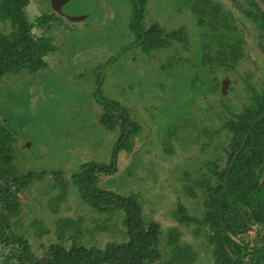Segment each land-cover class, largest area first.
Here are the masks:
<instances>
[{"label": "trees", "instance_id": "16d2710c", "mask_svg": "<svg viewBox=\"0 0 264 264\" xmlns=\"http://www.w3.org/2000/svg\"><path fill=\"white\" fill-rule=\"evenodd\" d=\"M152 1L129 0L125 26L129 40L123 46L124 51L135 52L139 58L156 63L148 76L129 85L127 91L133 93L131 102L136 103L133 100L142 94L161 92V101L156 98L151 106L137 102L150 132L137 149L136 144L146 131L143 120L132 116L130 108L122 105L117 97H105L101 75L95 92L96 102L102 107L98 120L114 137L107 150L108 163L84 161L69 176L64 169L49 168L47 164L43 168L22 169L17 166L21 141L18 143L12 127L0 114V251L8 250V259L15 261L14 264H199L195 247L180 241L184 232L179 227L190 230L191 225L194 226L193 237L204 238L206 247L202 250L210 251L213 264H264V89L253 93L250 104L237 112L224 105L228 114L218 115L217 128L203 127L195 136H182L183 124L194 116L191 108L200 95L219 94L224 98V94L233 91L234 87L229 85L233 79L231 72L246 57L241 26L233 8L225 7L220 0H170L173 5L169 8L174 9L172 16L182 15L187 10L193 21L194 50L190 59L182 60L168 50L174 43H189L187 27L168 28L151 16L148 18ZM30 2L0 0V82L8 75L31 77L53 63L48 58H53L51 54L58 49L55 33H37L45 29L58 30L64 21L58 17L61 15L56 11L59 6L43 10L31 20L26 12ZM232 3L235 9L242 6L249 9L248 15L264 40V0H232ZM77 19L67 18L71 22ZM156 54L163 55L160 62H154ZM167 69L182 75L189 73L192 88L181 87L177 91L175 87L185 101L184 106L174 107L167 99L168 86L160 85L161 91L154 87L160 84L157 81L161 78L155 71L161 70L167 77ZM149 86L150 91L145 92ZM216 137L225 138L226 145L222 147L225 160L222 167H206L207 172L213 174L210 179L202 175L200 184L190 181V174L185 170L186 173L182 172L185 180H173L168 178V170L165 175V170L158 168V160H178L181 145L182 151L188 145L198 146L199 153L204 154ZM122 154L130 157L125 170L138 164L136 171H141L143 166L142 171L150 177L153 174L155 182L160 173L163 174L161 187L165 184L168 189L176 185L174 189L171 187L176 204L172 217L178 226L170 225L163 230L158 222L146 221L139 191L120 193L101 183V177H108L109 182L110 177L117 174ZM148 154L152 157L150 167L140 164L149 160H142ZM154 168L159 169L157 173ZM47 179L48 188L54 191L46 201L51 214L61 212L62 203L74 189L98 215V220L93 229L91 224L84 225V217L59 215L51 226H46L43 220L32 221L28 226L33 229V236L54 234L58 240L44 247L43 254L38 256L32 250L28 231L15 228L13 221L21 216L20 196ZM200 190L204 191L205 209L199 216H193L181 200L198 198ZM113 217L114 232L117 230L120 240L106 242L103 247L82 244L92 232L109 230L108 222Z\"/></svg>", "mask_w": 264, "mask_h": 264}, {"label": "rangeland", "instance_id": "374dc122", "mask_svg": "<svg viewBox=\"0 0 264 264\" xmlns=\"http://www.w3.org/2000/svg\"><path fill=\"white\" fill-rule=\"evenodd\" d=\"M30 1L26 12L31 20L40 16L43 10L49 11L54 6H59L56 11L61 15L57 16L64 21H61V26L57 28L59 31L45 29L37 33L38 35L55 33L58 49L51 54L53 58H48L53 63H49L45 70L31 77L17 78L15 75H8L0 82V114L12 127L18 143L21 141L17 166L30 170L43 168L47 164L49 168L54 166L64 169L66 176H69L70 172L84 161L109 162L107 150L114 137L112 132L105 131L98 120L102 107L96 102L95 92L99 86L100 75L105 97L110 99L117 97L122 105L130 108L132 116L136 115V119L143 120L142 125L146 131L141 135L142 140L137 142V149L150 133L143 118V109L137 102L146 107L151 106L156 98L161 101V92L142 94L133 100L136 103H132L130 97L133 93L127 91L131 83L141 81L156 68V63L152 64L139 58L135 52L124 51L123 46L129 40V33L125 30L129 16V0ZM220 1L225 7L233 8L244 35L246 57L240 66L231 72L233 79L229 85L234 87L233 91L224 94V98L219 94L200 95L199 101L193 104L191 109L194 116L185 120L183 124L185 128L182 136L186 138L195 136L203 127L217 128L220 125L218 115L228 114L224 105L237 112L250 104L249 99L253 93L264 89V40L248 15L249 9L246 6L235 9L232 0ZM150 5L148 18L151 16L168 28L179 29L182 25L187 27L189 43H174L168 53L175 52L182 60L190 59L195 36H191L193 21L187 10L182 15L172 16L170 13L174 9L169 8V5H173L170 0H153ZM69 17L78 19L71 22L67 20ZM154 57V62H160L163 55L159 57L156 54ZM167 70V77L161 70L155 71V75L158 77L161 74V78L157 81L160 84L154 87L161 91L160 85L168 86L165 94L167 99L174 107L184 106L185 101L181 100V93L177 91H180L181 87L185 90L192 88L189 73L182 75L179 71ZM149 91L150 86L145 92ZM213 141L215 142L204 154L199 153L198 146L188 145L187 149L182 151L181 145L179 159L169 158L168 162L158 160L160 165L158 168L160 171L165 170V175L168 170V178L181 181L185 180L182 172L188 171L190 181H197L200 184L202 175L208 179L213 175L207 172V166L222 167L224 164L225 155L222 147L226 145L225 138L216 137ZM152 146L155 147L156 144ZM150 156L151 154L145 155L142 160L145 158L149 160L140 164L145 163L150 167L152 158ZM129 161L130 157L122 154L117 174L111 176L109 182L108 177H101V183L120 193L139 191V198L143 202V217L146 221L158 222L163 230L170 225H177L172 217L176 204L171 192L176 185L171 184L172 189L171 187L167 189L165 184L161 187L164 175L160 173L158 182H155L153 174L150 173V177L142 171L143 166L141 171H136L138 164L129 168V171L125 170ZM158 168H154L155 173ZM48 182L49 179L20 196L21 216L13 221L15 228L22 232L28 231L32 250L38 256L43 254L44 247L58 240L54 234H46L39 238L33 236V229L28 226L32 221L43 220L46 226H51L55 217L59 215L84 217V225L91 224L90 228L93 229L98 220V215L76 195L74 189H71L67 201L62 203L61 212L58 215L51 214L46 201L52 197L54 191L48 188ZM181 203L190 215L199 216V212L205 209L204 191L200 190L196 199L183 198ZM113 219L115 218L108 222L109 230L92 232V235L84 238L82 244L87 247L91 245L103 247L106 242L120 240L117 230L114 232ZM118 226L120 228V224ZM179 228L184 232L180 241L195 247L199 255V264H213L210 251L202 250V247H206L204 238L198 240L193 237L194 226L191 225L190 230ZM92 237L94 238L89 240ZM14 263L15 261L8 259V250L0 251V264Z\"/></svg>", "mask_w": 264, "mask_h": 264}]
</instances>
